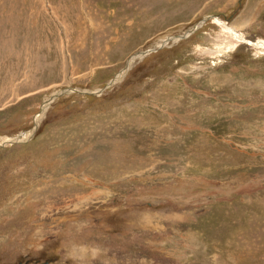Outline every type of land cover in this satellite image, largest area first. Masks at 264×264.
<instances>
[{
	"label": "rangeland",
	"instance_id": "rangeland-1",
	"mask_svg": "<svg viewBox=\"0 0 264 264\" xmlns=\"http://www.w3.org/2000/svg\"><path fill=\"white\" fill-rule=\"evenodd\" d=\"M258 43L264 0H0V264H264Z\"/></svg>",
	"mask_w": 264,
	"mask_h": 264
},
{
	"label": "water",
	"instance_id": "water-1",
	"mask_svg": "<svg viewBox=\"0 0 264 264\" xmlns=\"http://www.w3.org/2000/svg\"><path fill=\"white\" fill-rule=\"evenodd\" d=\"M207 19H208V18L204 19V20H203L199 25H197L195 28H192L187 34H185V35H181V36H178V37H173L171 40L174 41V40H177V39H184L186 36L193 34V33L195 32L196 29H198L199 27H201V26L207 21ZM152 51H154V50H149V51H145V52H139V53H137L136 55H134L132 58H133L134 61H135L136 59H139V58H143V57H145L146 55L150 54ZM133 63H134V62H133ZM133 63H132V64H133ZM132 64H131V63H130V64H127V66H126V68H125L124 70H126V72H127V71L131 68ZM117 82H118V78L115 77L112 81H110V82L108 83V85H107L106 88H109V87L113 86V85H114L115 83H117ZM106 88H105V89H106ZM105 89L99 91L98 93H99V94L103 93V91H104ZM74 92H79V91L74 90ZM69 93H71L70 90H64V91H62L61 93H57V94H55L53 98H57V97H59V96H61V95H66V94H69ZM83 93H85V94H89V93H87V92H83ZM36 127H37V124L35 125L34 129L32 130V132L35 130ZM23 134H24V133H23ZM23 134H22V135H23ZM20 136H21V135H20ZM20 136H19V137H20ZM17 139H18V138H13L11 141L3 143V146L8 145V144H14V143H20V142H23V141H18Z\"/></svg>",
	"mask_w": 264,
	"mask_h": 264
},
{
	"label": "bare ground",
	"instance_id": "bare-ground-1",
	"mask_svg": "<svg viewBox=\"0 0 264 264\" xmlns=\"http://www.w3.org/2000/svg\"><path fill=\"white\" fill-rule=\"evenodd\" d=\"M225 30L226 31H228V33L236 40V42L237 43H239V42H242V41H244V37L243 36H241L235 29H233V28H228V27H225ZM233 39V40H234ZM236 43V44H237ZM236 44H234V47H236ZM258 46H260L261 48H264V43H258ZM234 47H231V49H233ZM134 62V59L133 58H131L130 60H129V62H128V64H132ZM126 74V70H124L119 76H117V78H118V82L119 81H121L122 80V78L124 77V75ZM41 116H39L38 117V120L37 121H39V118H40ZM32 132V131H31ZM24 135H26V133H24L23 135H21L20 137L18 136L17 138V140L18 141H25V139H24ZM13 139V138H12ZM12 139H9L8 140V138L6 139L5 138V140H6V142H9V141H11ZM24 139V140H23ZM4 140V139H3Z\"/></svg>",
	"mask_w": 264,
	"mask_h": 264
}]
</instances>
